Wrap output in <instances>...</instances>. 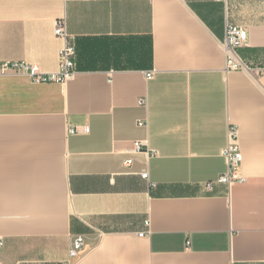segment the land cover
Wrapping results in <instances>:
<instances>
[{"label":"crops","instance_id":"obj_1","mask_svg":"<svg viewBox=\"0 0 264 264\" xmlns=\"http://www.w3.org/2000/svg\"><path fill=\"white\" fill-rule=\"evenodd\" d=\"M61 18L68 81L0 74V264H264V72L227 71L221 47L244 26L237 54L264 68V0H0V66L57 73Z\"/></svg>","mask_w":264,"mask_h":264},{"label":"built area","instance_id":"obj_2","mask_svg":"<svg viewBox=\"0 0 264 264\" xmlns=\"http://www.w3.org/2000/svg\"><path fill=\"white\" fill-rule=\"evenodd\" d=\"M67 1H88V0H67ZM220 2H225L226 0H218ZM53 34L56 38L63 41V46L58 52V62L59 70L57 73L53 74H43L40 72L36 65H29L19 62H5L0 66V74L6 72L23 73L26 74L34 83H64L68 81L74 74V56L75 49L68 43V34L66 29V22L63 18L56 20L54 23ZM247 41V30L244 26L237 25H227L225 29V38L221 44L222 50L225 54L226 59V70L227 71H245L254 72L255 74H260L264 72V68L251 69L237 54V50L246 45ZM154 72L147 73V79H151ZM140 104H145L143 100ZM138 127H143L144 123L142 121L137 122ZM89 132L88 127L75 128L69 127V134H87ZM238 128L236 126H229L227 138L228 143L226 147L222 150V157L226 161V171L221 174L216 182L219 184H224L231 187L235 184H243L246 182V178L241 173V164L243 161V156L240 150L238 141ZM144 142H135L133 144V153L145 152ZM133 159H127L124 161L123 166L125 168L131 167ZM140 177L143 180L148 181V172L145 171L141 173ZM213 182L206 184L208 189H211ZM146 234H139V237H144ZM4 243L2 238H0V248L3 247ZM87 250V245H85L82 238H77L72 242L71 249L69 251V256L72 259H78Z\"/></svg>","mask_w":264,"mask_h":264}]
</instances>
